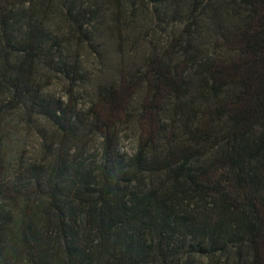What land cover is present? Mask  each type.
Segmentation results:
<instances>
[{"label":"trees","instance_id":"obj_1","mask_svg":"<svg viewBox=\"0 0 264 264\" xmlns=\"http://www.w3.org/2000/svg\"><path fill=\"white\" fill-rule=\"evenodd\" d=\"M112 1L118 21L128 4L129 18L169 9L185 25L83 111L81 57L65 47L84 48L104 5L0 0V264H264V0ZM141 90L129 152L119 131ZM15 116L53 131L35 127L39 154L13 148Z\"/></svg>","mask_w":264,"mask_h":264},{"label":"rangeland","instance_id":"obj_2","mask_svg":"<svg viewBox=\"0 0 264 264\" xmlns=\"http://www.w3.org/2000/svg\"><path fill=\"white\" fill-rule=\"evenodd\" d=\"M82 1V0H80ZM94 0H83L84 4L91 5ZM96 4L104 5L102 18L100 23L94 28H90L92 32L91 40H88L84 48L77 46L76 42L72 43V47L66 45V55L68 57H81V69L84 80L80 82L78 87L77 98L80 109L86 111L92 103L97 100L99 88L102 86L119 85L129 72L136 73L142 70V63L147 57L154 55L162 56L168 45L174 41L176 37L181 36V29L185 22H176L173 17V10L166 9L162 16L154 15L151 11L139 10L140 7L134 8V17L129 18L130 6L126 7L125 16L118 21L115 16V9L112 0H95ZM126 3V1H124ZM177 17H181L177 15ZM57 18L52 15V21L57 22ZM55 24L54 30L57 31L59 21ZM59 28V27H58ZM60 34V33H58ZM205 37L198 41V49L201 57L204 54L205 47L211 42L212 37ZM209 49V48H208ZM76 51V52H75ZM207 54V52H205ZM205 55V54H204ZM42 82L46 92L55 98L65 96L66 84L59 78L53 76L47 71L42 72ZM144 91L136 94L134 103L129 107L126 114V124L120 128V146L123 150L129 152L135 151L139 146L140 136L142 133L139 124V115L141 114L142 100ZM168 114L164 116L165 126L168 127V121L175 114V104L167 106ZM184 111V110H183ZM186 111V110H185ZM181 113L182 111H178ZM39 124H37L38 126ZM29 127L25 121L17 116L11 120L10 135L17 142V146L13 147L17 152H24L29 156L39 154L41 151V142L37 136V130ZM46 130L49 135L53 133L46 125H39ZM179 134L183 132L182 126L177 127ZM88 133L86 150L88 154H97L100 148V141L93 130L86 129ZM82 147V143H71L69 147ZM71 148V149H72Z\"/></svg>","mask_w":264,"mask_h":264}]
</instances>
